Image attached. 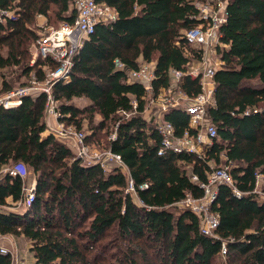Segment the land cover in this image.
<instances>
[{
  "label": "trees",
  "instance_id": "obj_1",
  "mask_svg": "<svg viewBox=\"0 0 264 264\" xmlns=\"http://www.w3.org/2000/svg\"><path fill=\"white\" fill-rule=\"evenodd\" d=\"M96 2L115 18L97 23L73 59L71 81L57 83L53 94L62 122L81 130L89 121L87 143L107 137V148L128 166L141 204L126 192L125 173L86 166L65 143L44 136L47 96L27 97L19 106L0 107V235L31 243L38 264H264V201L257 192L264 193V0H228L221 30L226 47L219 52L226 67L215 75L216 104L208 109L219 138L203 158L158 155L161 136L143 116L149 94L115 65L120 60L134 70L154 63V93L168 89L171 69L185 71L201 57L184 43L185 32L201 23L195 0ZM39 16L48 24L72 25L78 11L74 0H0L2 92L43 82L59 67L51 60L32 63L42 33ZM10 71L17 86L7 80ZM182 90L196 96L201 87L185 77ZM166 119L177 136L194 132L181 109ZM224 163L235 189L219 187L212 205L219 215L217 237H208L201 217L180 203L204 197L200 184ZM16 164L36 180L28 208L20 206L27 182L3 171ZM144 184L148 188L141 189ZM0 264H13L11 255L0 253Z\"/></svg>",
  "mask_w": 264,
  "mask_h": 264
},
{
  "label": "built area",
  "instance_id": "obj_2",
  "mask_svg": "<svg viewBox=\"0 0 264 264\" xmlns=\"http://www.w3.org/2000/svg\"><path fill=\"white\" fill-rule=\"evenodd\" d=\"M228 0H195V6L199 10L200 25L185 32V49H193L201 53L200 58H195L188 64V69L170 70L171 86L166 90L154 93L153 83L156 80V70L154 63H142L139 68L131 70L120 60H115L118 70L126 71L128 83H140L144 85L149 94L143 116L155 126L156 131L161 136V147L159 156L168 154H196L204 157L205 152L212 146L213 141L219 138L215 125L208 118V109L214 107L215 101V75L219 70L226 67L225 62L220 57V49L226 47L222 43V27L227 22ZM78 17L74 24H61L58 28H51L44 24L47 18L39 16V27L43 34L34 45V63L37 59L51 60L59 65L55 71H48L43 82L33 81L27 86H23L9 92H2L0 87V107L12 108L22 104L24 98L36 99L41 94L47 96L45 114L47 119H53L55 126L48 128L44 136L53 135L58 141L64 142L73 150L75 156L86 166H100L104 173H111L120 170L128 178L126 192L141 204L138 199L137 189L132 179L130 170L123 158L112 151L111 148L103 151L92 150L86 142V134L78 130L73 125L62 122L58 102L53 94L54 86L62 82L67 84L71 81L73 70V59L83 46L84 41L94 32L98 22L109 21L115 18L114 12L96 2V0H74ZM9 15H11L9 13ZM185 77L197 80L201 87V92L196 96H189L182 90V82ZM137 109V103H134ZM181 109L189 118V129L193 133L186 131L183 136H177L174 125L166 119L167 115ZM125 115L129 118L132 114ZM118 126V125H117ZM50 129V130H49ZM116 138L114 133L110 140ZM230 166L213 167L206 183L200 184L204 189V197L187 198L180 204L191 209L201 217V232L208 237H217L215 234L219 225V215L212 210L218 189L220 186H229L235 189V183L230 171ZM4 173L12 177H20L27 180L30 171L23 164H16L3 170ZM193 181L198 182V177L193 176ZM30 183L25 187L26 200L20 206L31 207L34 197L36 180L30 177ZM27 182V181H26ZM141 189L148 188L147 184L140 186ZM236 191V190H235ZM264 201V193L257 191ZM237 196L241 194L236 192ZM14 237V236H12ZM3 244H6L4 247ZM0 253L10 254L13 264H38L36 261L29 262L21 258L15 252V243L10 236L0 235ZM228 254L227 244H223L221 255Z\"/></svg>",
  "mask_w": 264,
  "mask_h": 264
},
{
  "label": "rangeland",
  "instance_id": "obj_3",
  "mask_svg": "<svg viewBox=\"0 0 264 264\" xmlns=\"http://www.w3.org/2000/svg\"><path fill=\"white\" fill-rule=\"evenodd\" d=\"M52 23H54V22H51V23L48 24V20H44V24L45 25L47 24V26H49L51 28H58L61 25V24H52ZM43 33L44 32H42L41 34H43ZM32 53H33L32 55H34V53H35L34 47L32 48ZM33 60H34V57H33ZM16 72H17V70H16ZM7 75H8L7 76V80H9L10 82L14 83L15 86H17L16 83H15L16 79L13 78V77H16L17 74L16 73L12 74V72L10 71ZM1 85H2V79L0 77V87H1ZM76 104L79 105L81 108H84V107L88 106V103L84 102V101L83 102H80V101L76 102ZM45 116H46V114H45ZM46 118H47V116H46ZM96 120L98 121L99 117H96ZM46 123H47V128H51V127L53 128L55 126V124H56L53 119H46ZM91 130L92 129H91V126L89 124V121L88 120L84 121V126H83V128L80 131L84 132V134H86V136H89V138H90L92 136V134H93ZM106 139H107V137H105V136L102 137L101 139H98V140H95V139L91 138V140L88 141L87 144L94 151L107 150L108 148H107ZM62 143H64V142H62ZM72 152H73V150H72ZM73 154L75 155L74 152H73ZM221 166L225 167V163L221 164L220 166H213V167L215 168V167H221ZM30 177L32 179L34 178V175H33V173L31 171H30ZM30 177L26 180L27 183H30V181H31ZM261 198H262V196L260 195L259 199H261ZM15 241H16L15 252H18V253L19 252H27L28 256L31 258L32 257V254H31L32 252L30 251L31 250V243L27 242L23 238H16V237H15ZM118 244L121 245V243H118ZM122 245H124V244H122ZM3 246L5 247L6 244H3ZM111 252L112 251H108L106 254H110Z\"/></svg>",
  "mask_w": 264,
  "mask_h": 264
},
{
  "label": "crops",
  "instance_id": "obj_4",
  "mask_svg": "<svg viewBox=\"0 0 264 264\" xmlns=\"http://www.w3.org/2000/svg\"><path fill=\"white\" fill-rule=\"evenodd\" d=\"M226 155H225V153L224 154H222V160L223 161H226ZM11 238H13V240H14V243L16 244V241H15V237H12V236H10ZM17 254H18V256H20L21 258H24V259H27L29 262H34L35 261V259H34V256H33V254H32V257L30 258L29 256H28V253L27 252H17Z\"/></svg>",
  "mask_w": 264,
  "mask_h": 264
}]
</instances>
